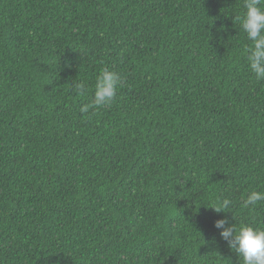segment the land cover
<instances>
[{
	"label": "trees",
	"instance_id": "trees-1",
	"mask_svg": "<svg viewBox=\"0 0 264 264\" xmlns=\"http://www.w3.org/2000/svg\"><path fill=\"white\" fill-rule=\"evenodd\" d=\"M244 2L0 0V264H239L215 223L264 228Z\"/></svg>",
	"mask_w": 264,
	"mask_h": 264
},
{
	"label": "clouds",
	"instance_id": "clouds-1",
	"mask_svg": "<svg viewBox=\"0 0 264 264\" xmlns=\"http://www.w3.org/2000/svg\"><path fill=\"white\" fill-rule=\"evenodd\" d=\"M244 8L246 11L242 16L235 17V21L241 23L246 39L250 42L244 48L250 70L258 80H264V0H245ZM120 82L116 72L108 68L102 69L95 79L92 102L82 106L80 112L89 113L92 108L111 105ZM76 91L82 96L85 95V85L77 84ZM260 202H264V191L253 190L247 195L243 207L254 206ZM230 203V200L224 199L209 208L217 213L228 212ZM226 224L227 217L217 220L215 227L223 229L220 236L227 242L229 250L237 254L239 264H264V228L249 225L237 227V224L225 227Z\"/></svg>",
	"mask_w": 264,
	"mask_h": 264
}]
</instances>
